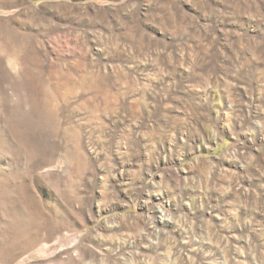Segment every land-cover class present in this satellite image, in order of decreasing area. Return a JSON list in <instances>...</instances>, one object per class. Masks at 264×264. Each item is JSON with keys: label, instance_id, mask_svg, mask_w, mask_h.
<instances>
[{"label": "rangeland", "instance_id": "rangeland-1", "mask_svg": "<svg viewBox=\"0 0 264 264\" xmlns=\"http://www.w3.org/2000/svg\"><path fill=\"white\" fill-rule=\"evenodd\" d=\"M0 264H264V0H0Z\"/></svg>", "mask_w": 264, "mask_h": 264}]
</instances>
